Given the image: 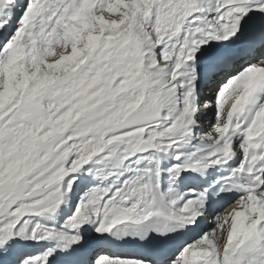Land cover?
I'll return each instance as SVG.
<instances>
[{
  "label": "snow or ice",
  "instance_id": "obj_1",
  "mask_svg": "<svg viewBox=\"0 0 264 264\" xmlns=\"http://www.w3.org/2000/svg\"><path fill=\"white\" fill-rule=\"evenodd\" d=\"M0 264H264V0H0Z\"/></svg>",
  "mask_w": 264,
  "mask_h": 264
}]
</instances>
